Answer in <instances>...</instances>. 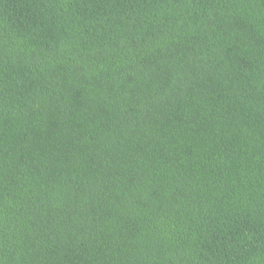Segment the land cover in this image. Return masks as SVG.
<instances>
[{"label":"trees","instance_id":"16d2710c","mask_svg":"<svg viewBox=\"0 0 264 264\" xmlns=\"http://www.w3.org/2000/svg\"><path fill=\"white\" fill-rule=\"evenodd\" d=\"M0 264H264V0H0Z\"/></svg>","mask_w":264,"mask_h":264}]
</instances>
